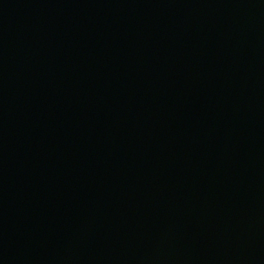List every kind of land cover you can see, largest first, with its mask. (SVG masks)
<instances>
[{
  "label": "water",
  "instance_id": "obj_1",
  "mask_svg": "<svg viewBox=\"0 0 264 264\" xmlns=\"http://www.w3.org/2000/svg\"><path fill=\"white\" fill-rule=\"evenodd\" d=\"M0 264H264V0H0Z\"/></svg>",
  "mask_w": 264,
  "mask_h": 264
}]
</instances>
